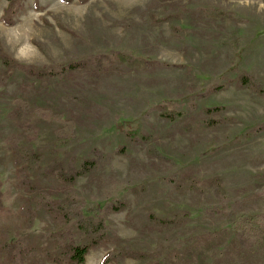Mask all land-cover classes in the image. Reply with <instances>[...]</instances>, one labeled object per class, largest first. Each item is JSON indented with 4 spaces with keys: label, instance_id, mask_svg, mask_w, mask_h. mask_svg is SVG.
Returning a JSON list of instances; mask_svg holds the SVG:
<instances>
[{
    "label": "rangeland",
    "instance_id": "rangeland-1",
    "mask_svg": "<svg viewBox=\"0 0 264 264\" xmlns=\"http://www.w3.org/2000/svg\"><path fill=\"white\" fill-rule=\"evenodd\" d=\"M9 5L0 1V42L18 60L60 66L95 55L100 65L61 78L35 79L17 71L0 90L5 205L0 211V242L6 235L26 236L46 264H57L44 254L48 250L54 257L60 254L57 243L47 237L58 229L51 212L39 209L35 225L28 229L20 208L27 197H40L43 192L62 200L69 187L88 202L105 205L121 199L125 203L108 215L111 229L90 248L86 264H101L106 253L125 247L132 251L126 257L130 264L159 259L163 264H199L197 258L182 254L186 241L220 229L227 220V212L206 215L204 206L246 198L251 205L237 215L264 211V195H255L264 194V132L240 141L243 133L264 121V97L227 83L246 70L264 88V0H22L14 4L13 23L6 24L2 16ZM235 29L242 40L239 56L222 45ZM112 51L132 52L153 63L137 68L113 59ZM188 68L201 80L198 90L190 86ZM216 83L228 85L198 98L196 109L190 108L192 94ZM16 97L62 112L77 124L78 139L57 148L59 123L34 120L39 127L35 145L45 155L43 165L54 157L65 164L76 158L79 167L98 155L100 161L73 185L35 174L39 188L26 190L7 142L21 131L7 117ZM165 101L176 102L183 115L168 120L159 110L149 109ZM208 107H222L216 115L223 121L207 126ZM139 123L146 141H133L124 133ZM173 174L219 176L225 198L214 197L210 189L180 194L167 181ZM184 214L183 222H168ZM220 251L208 257L207 264H264V250L242 248L230 228Z\"/></svg>",
    "mask_w": 264,
    "mask_h": 264
},
{
    "label": "trees",
    "instance_id": "trees-1",
    "mask_svg": "<svg viewBox=\"0 0 264 264\" xmlns=\"http://www.w3.org/2000/svg\"><path fill=\"white\" fill-rule=\"evenodd\" d=\"M7 1L10 5L6 14L2 16V20L6 24H11L13 23L12 16L16 12L14 4L22 0ZM80 1L84 3L88 0ZM238 19L241 18L238 17ZM241 41L240 31L235 29L229 37L223 40L222 45L228 46L236 56H239L242 50ZM41 48L46 51L44 47ZM111 55L113 59L137 68H144L153 63V61L127 51H112ZM98 59L99 57L92 55L87 59L73 61L60 66L54 62L45 66H37L18 60L0 42V61L3 64V70L0 73V90L7 86L17 71L35 79L61 78L73 71H82L88 66L97 63V65H100ZM101 65L105 66L107 63L101 61ZM187 71L192 77L190 80L191 88L198 90L201 83L200 78L194 74L192 69L188 68ZM227 83L235 84L237 87H247L252 92L264 97L263 84L256 79L254 74L246 70H240L238 76L228 79ZM228 84L221 85L216 83L206 88V90H200L198 93L192 94L189 101L190 108L196 109L198 98H207L211 94L226 88ZM13 105L14 107L8 112L7 117L21 131L11 134L7 138V142L10 144V149L14 156L13 162L17 167L20 182L26 190L34 191L39 188L33 178L35 174L42 178L54 176L60 183L73 185L80 176L87 174L100 161L101 158L98 155L93 159L84 160L79 167L76 158H71L65 164L54 157L47 165H43L45 155L35 145L39 127L34 123V120L39 118L54 120L59 123L55 139L57 148L65 147L78 139L79 130L77 124L72 118H65L62 112L23 97L14 98ZM149 109L159 110L162 117L168 120H176L183 115V111L178 109L176 102L173 101H165L149 107ZM219 109L223 108L208 107L204 110L207 114L205 119L207 126L223 121L216 115V112L220 111ZM263 132L264 121L243 133L240 141L249 140ZM124 133L133 141L147 140L141 123L133 129H125ZM54 153L57 152L54 151ZM202 155L206 156L207 153ZM167 181L173 183L180 194H185L191 190L203 193L210 189L214 197L220 200L225 198L223 179L219 176L198 178L192 174L183 176L173 174L167 177ZM255 195L257 198H262L264 194L258 191ZM250 205L251 203L246 198H236L229 203L204 206L203 211L206 215L227 212V220L218 230H207L200 235L190 237L186 241L188 245L182 253L184 257H195L199 264H207L208 257L221 253L220 247L228 237L229 228L242 248L264 250V211L242 213L240 215L236 213ZM4 206L2 181L0 178V211L4 209ZM124 206L125 203L121 199L107 202L105 205L100 204L96 200L88 202L85 198L79 196L72 187H69L65 190V197L62 200L51 197L47 192H43L40 197H27L20 208V214L25 218L24 227L30 229L35 225L39 209L51 212L58 229L48 233L47 237L57 243L60 254L54 257L52 251L49 250L44 251V254L48 258H53L57 264H86V256L90 248L105 238L111 229L107 222L108 215L121 210ZM186 218L185 214L182 216L175 215L168 222L181 223ZM186 243L184 242L183 244L185 245ZM130 253L132 251L129 247L114 249L105 254L101 264H109L111 262H115V264H130L126 262V257ZM162 262L164 260L159 259L149 264H163ZM0 264H46V261L38 256L37 248L28 237L20 236L13 239L6 235L0 242Z\"/></svg>",
    "mask_w": 264,
    "mask_h": 264
}]
</instances>
